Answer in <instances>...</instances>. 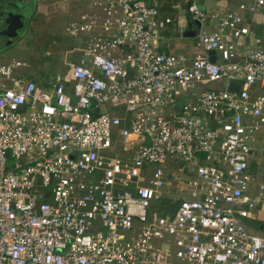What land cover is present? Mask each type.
I'll list each match as a JSON object with an SVG mask.
<instances>
[{
    "label": "built area",
    "instance_id": "2783aa9c",
    "mask_svg": "<svg viewBox=\"0 0 264 264\" xmlns=\"http://www.w3.org/2000/svg\"><path fill=\"white\" fill-rule=\"evenodd\" d=\"M178 3L191 51L160 53ZM83 7L64 29L76 58L49 89L13 76L25 63L0 64V264H264V237L244 224L264 203L249 169L264 46L238 49L264 0L222 15L197 0ZM174 170L185 198L158 217Z\"/></svg>",
    "mask_w": 264,
    "mask_h": 264
},
{
    "label": "rangeland",
    "instance_id": "374dc122",
    "mask_svg": "<svg viewBox=\"0 0 264 264\" xmlns=\"http://www.w3.org/2000/svg\"><path fill=\"white\" fill-rule=\"evenodd\" d=\"M40 1L43 0H21V2L18 1L15 4L16 10L21 12L23 11V8H26L27 11H23V15L25 17H29L28 15L29 13L27 12H33V10L36 11V7L38 6V3ZM81 1L50 0L52 7L47 9L46 13H42V14L34 13V15L31 17L29 21L30 24L25 22V26H23V28L18 32V36L21 37L14 41L15 45L21 42V40L24 38L25 35L27 37V34L37 36L39 33V29L44 33H42V36L40 38L36 39V41H40V43L42 42L43 44L39 46L36 45L35 51L26 54V52L23 49H18V50L9 49L10 52L5 53V58L13 54L14 55L13 57L19 60L21 59V60L29 61L30 56L34 59L33 62L31 63L30 71L24 74L23 78L28 79L32 74L34 76L49 77L58 73V69L61 67V63H62L61 62L62 55L57 50L59 49V46L61 45L65 46L67 45L68 42V39L63 35L64 34L63 29H65V26L67 25V23H69L68 20L70 19V15L71 18H73L74 16H77V14H80V13H63V10L64 8H68V6L70 5L72 6L74 5V7L75 6L79 7L80 12H82L84 9L83 4H85V0H81ZM168 29L169 32L167 33V37H169L170 39L168 41V45L172 46L171 52H173V54H189L191 51L189 42L194 37L197 30L195 27H188L187 13H183V12L177 13V17L175 21L168 26ZM53 42H55V45H53ZM48 51H50V54L46 55L45 52ZM66 58H69L68 61H71L73 58L75 59L76 57L67 56ZM65 68L66 66L64 65V69ZM217 84L218 83L209 84L208 86H206V90L219 89ZM256 148L258 150H260L261 148L260 150L261 154L257 155V152H255V156H253L254 159L258 157L257 159L259 161V165H257L256 171L259 176L258 179L264 182V136L260 138V141L256 145ZM249 169H250V173H253L254 168H249ZM171 174L176 175L177 185L180 186L183 190L182 192H179L178 189H176V184L174 187H170V183L167 184L165 189L166 190L169 189V191L173 192L174 195L169 198L166 196V198L164 197L161 201L156 202L155 206L153 207V212L158 217H165V218H167V216L169 217L167 213L168 211L167 205L172 202L180 201L181 199L185 198L184 197V190L186 188L185 175H181L177 171ZM180 179H181V183L178 182ZM251 233L264 237V232L261 230H254L251 231ZM173 262L177 263L175 259H173Z\"/></svg>",
    "mask_w": 264,
    "mask_h": 264
},
{
    "label": "crops",
    "instance_id": "0c3cea01",
    "mask_svg": "<svg viewBox=\"0 0 264 264\" xmlns=\"http://www.w3.org/2000/svg\"><path fill=\"white\" fill-rule=\"evenodd\" d=\"M251 1L252 0H197V5L200 7V9L204 13H212V14H216V15H222V14L228 13L229 11H233V10L237 9L239 4L250 3ZM51 7H52V4L50 3V0L40 1L38 3V6L36 7V11L33 10V12H27V13H29L28 14L29 17H25L23 15V18L21 20L22 23L24 24V26H25V22L30 24L29 21H30L31 17L34 15V13L35 14H37V13H41V14L42 13H46L47 9H49ZM168 7L169 8H166V10H164L163 13H181V12L187 13L186 8L184 7V5L180 4V3H178L176 5H171V6H168ZM23 11H27L26 8H23ZM63 13H80V9L77 6L74 7V5L73 6L70 5V6H68V8H64ZM76 17L77 16H74L73 18H71V15H70V19L68 21H70L72 19H75ZM244 17H245V20H246V24L248 25L249 32H248V34L245 37L241 38L238 41V49L243 48V47L264 46V8H262V9L260 8L255 13H252V14L246 13L244 15ZM188 27H195L196 28V26H194L192 23H190L189 20H188ZM42 33H44V32H42L39 29V33H38L37 36L31 35V34H27V37L25 35L24 38L21 40V42L17 43V45H15V42H14L15 40L12 41L10 44H7V41L2 43V45L0 44V64H7V63H9V61L11 59H15V60L21 61V62L25 63L26 65L28 63L29 66L27 65V68L16 70L13 73V76L15 78H17V79H23L25 81H33L40 88L49 89L50 82L53 80V77L58 75V74H60V73H62L64 71L63 61H64V58L68 56V53H66V52H68L69 50H71L73 48V45H72L71 41L67 37H66L68 39L67 45H65V46L61 45V46H59V49L57 50L62 55V57H61V62L62 63H61V67L58 69V73L53 75V76L42 77V76H34L32 74L28 79L27 78H23L24 74H26L27 72L30 71L31 63L33 62L34 59L30 56L29 61H27V60L25 61V60H21V59L19 60V59L13 57L14 56L13 54H11L7 58H5V53L10 52L9 49H15V50L23 49L26 52V54H28L29 52L31 53L32 51H35V46L36 45L39 46V45L43 44L42 42L40 43V41H36L37 38H40L42 36ZM53 45H55V42H53ZM171 48H172V46L168 45V43H166V44L163 43V44H161V46H160V48L158 50L162 51L164 53H173V52H171ZM45 54L46 55L50 54V51L45 52ZM67 59H69V58H67ZM217 86H218L219 89H221L223 87V84L219 82L217 84ZM233 88H234L233 85L229 86L230 90H232ZM262 136H264V134H259L257 136L256 143L254 144V146L252 148V151L250 153L251 156L249 158V162H250V168H254L253 173H251V175L253 177L252 183L255 184V185L264 186V182H262V181H260L258 179L259 176H258L257 171H256L257 165H259V161L257 159L258 157H256V159H254V157H253V156H255V152H257V155L261 154V151H260L261 148H260V150H258L256 148V145L259 143L260 138ZM173 173H175V170L173 171ZM173 178H176V175L173 176ZM175 184L177 185V181L173 184V187L175 186ZM186 192L187 191H184V197H185V193ZM254 221L262 222L264 224V203L257 207V209L255 211V219L254 220H252V219H245L244 220V224L247 226V228L249 229L250 232L254 231V230H257L252 225V222H254ZM258 230H261V231L264 232V226H261L260 229H258Z\"/></svg>",
    "mask_w": 264,
    "mask_h": 264
},
{
    "label": "water",
    "instance_id": "95a60500",
    "mask_svg": "<svg viewBox=\"0 0 264 264\" xmlns=\"http://www.w3.org/2000/svg\"><path fill=\"white\" fill-rule=\"evenodd\" d=\"M21 12H18L17 14L10 13L7 15L5 22L6 28L0 32V36L8 38L7 44H10L14 40V38L16 37H17L16 39L19 38L18 31H20L24 26V24L21 21L23 18V14H22L23 12L22 13ZM159 52L161 53L162 51ZM210 61L211 62L215 61V56L212 52L210 53ZM179 205H180V201H175L173 203H170L168 206V213L171 214L172 216L175 215Z\"/></svg>",
    "mask_w": 264,
    "mask_h": 264
},
{
    "label": "flooded vegetation",
    "instance_id": "af4514ba",
    "mask_svg": "<svg viewBox=\"0 0 264 264\" xmlns=\"http://www.w3.org/2000/svg\"><path fill=\"white\" fill-rule=\"evenodd\" d=\"M18 1L21 2V0H0V32L6 28L5 22L7 15L10 13L17 14L19 12L18 10H16V5H15ZM16 38H14V40ZM6 41H8L7 37L0 36L1 45Z\"/></svg>",
    "mask_w": 264,
    "mask_h": 264
},
{
    "label": "trees",
    "instance_id": "16d2710c",
    "mask_svg": "<svg viewBox=\"0 0 264 264\" xmlns=\"http://www.w3.org/2000/svg\"><path fill=\"white\" fill-rule=\"evenodd\" d=\"M168 7V6H167ZM169 8V7H168ZM168 10V9H167ZM252 225L254 226L255 229H260L261 226H264V224L262 222H252Z\"/></svg>",
    "mask_w": 264,
    "mask_h": 264
}]
</instances>
